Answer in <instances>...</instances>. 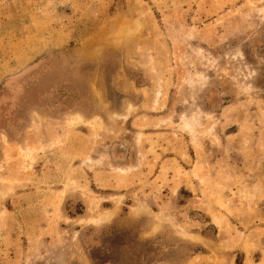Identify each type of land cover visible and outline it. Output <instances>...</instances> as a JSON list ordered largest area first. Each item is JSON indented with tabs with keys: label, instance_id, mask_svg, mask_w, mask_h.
Here are the masks:
<instances>
[{
	"label": "rangeland",
	"instance_id": "obj_1",
	"mask_svg": "<svg viewBox=\"0 0 264 264\" xmlns=\"http://www.w3.org/2000/svg\"><path fill=\"white\" fill-rule=\"evenodd\" d=\"M0 264H264V0H0Z\"/></svg>",
	"mask_w": 264,
	"mask_h": 264
},
{
	"label": "bare ground",
	"instance_id": "obj_2",
	"mask_svg": "<svg viewBox=\"0 0 264 264\" xmlns=\"http://www.w3.org/2000/svg\"><path fill=\"white\" fill-rule=\"evenodd\" d=\"M80 122H81V121H80ZM109 216H110V215H109ZM109 216H108V217H109ZM98 223H99V222H98Z\"/></svg>",
	"mask_w": 264,
	"mask_h": 264
}]
</instances>
